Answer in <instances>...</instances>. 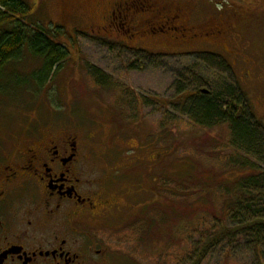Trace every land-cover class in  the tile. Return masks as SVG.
<instances>
[{
  "label": "rangeland",
  "instance_id": "1",
  "mask_svg": "<svg viewBox=\"0 0 264 264\" xmlns=\"http://www.w3.org/2000/svg\"><path fill=\"white\" fill-rule=\"evenodd\" d=\"M22 1L48 36L61 30L55 41L68 58L39 90L41 61L26 48L20 64L5 69L0 144L14 136L8 148L17 146L28 128H65L91 142L93 177L120 186L108 243L142 264H261L263 244L219 223L225 203L247 193L244 180L264 183V0H151L182 13L186 37L172 31L165 39L142 34L143 27L135 38L124 26L104 31L116 0ZM199 29L220 34L187 42ZM238 89L253 117L243 100L241 109L258 125L260 144L251 151L231 143L227 123L198 126L186 101L201 90L210 98L234 91L229 103ZM260 203L254 210H264V197Z\"/></svg>",
  "mask_w": 264,
  "mask_h": 264
},
{
  "label": "flooded vegetation",
  "instance_id": "2",
  "mask_svg": "<svg viewBox=\"0 0 264 264\" xmlns=\"http://www.w3.org/2000/svg\"><path fill=\"white\" fill-rule=\"evenodd\" d=\"M109 9L104 31L124 26L135 38L132 31L143 27L142 34L151 38H169L172 31L186 37L182 13L179 17L165 3L116 0ZM198 33L187 42L220 34ZM11 142L14 136L0 144V264H142L108 243V219L120 208V186L93 177L91 142L65 128H28L17 146L8 148Z\"/></svg>",
  "mask_w": 264,
  "mask_h": 264
},
{
  "label": "trees",
  "instance_id": "3",
  "mask_svg": "<svg viewBox=\"0 0 264 264\" xmlns=\"http://www.w3.org/2000/svg\"><path fill=\"white\" fill-rule=\"evenodd\" d=\"M60 32L61 30L56 29L53 30V36H48L40 25L33 24L31 10L22 0H0V80L8 66L20 64L25 54L23 51L26 48L29 56L31 55L41 61L40 70L36 73H43L44 78H41V76L35 78L36 83L39 85L35 89L39 90L68 58L66 47H62L55 41V34ZM208 58L214 59L215 57L208 56L206 60ZM218 61L220 66H228L224 60L218 59ZM94 71L95 74H99L96 70ZM36 73L30 76L33 77ZM95 76L93 77L95 78ZM98 83L101 84V82ZM238 91V98L235 100L230 99L229 103H227L226 98H233L234 91L229 92V97H225L226 93H223L219 94L220 96L216 95L215 98H210L208 94L201 95L198 99H190L191 96L186 97V101L190 109L189 113L198 126L210 128L227 123L230 125L231 143L237 144L241 150L251 151L252 147L250 145L259 140L258 133L254 128H257L258 125L257 121L252 122L251 119L249 120L245 116L239 101L243 100L248 109V116H251L247 105L248 101L242 91L239 89ZM234 103L237 106L238 113L235 110ZM240 116H245L249 122L244 120L245 118H240ZM259 149H255V153ZM251 187L258 190L255 195H249L253 192V190L249 191ZM260 189H264L263 180L253 178L244 180L241 191L247 193L236 201L232 200V202L225 203L221 223H219L221 225H225L227 221L233 223L237 226L236 234L238 233V235L251 234L255 242L254 245L257 247L260 244L264 245V215L262 214L261 217L257 214L259 211L264 212V210L263 208L254 210L258 206L261 207L260 201L264 197V194L259 192ZM146 209L141 210L145 213ZM260 263L264 264L262 256Z\"/></svg>",
  "mask_w": 264,
  "mask_h": 264
},
{
  "label": "water",
  "instance_id": "4",
  "mask_svg": "<svg viewBox=\"0 0 264 264\" xmlns=\"http://www.w3.org/2000/svg\"><path fill=\"white\" fill-rule=\"evenodd\" d=\"M202 93H203V94H207V91H206V90H203Z\"/></svg>",
  "mask_w": 264,
  "mask_h": 264
}]
</instances>
